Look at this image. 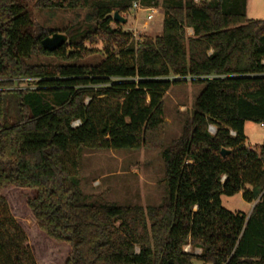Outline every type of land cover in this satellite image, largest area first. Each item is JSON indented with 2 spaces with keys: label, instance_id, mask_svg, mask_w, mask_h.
<instances>
[{
  "label": "trees",
  "instance_id": "1",
  "mask_svg": "<svg viewBox=\"0 0 264 264\" xmlns=\"http://www.w3.org/2000/svg\"><path fill=\"white\" fill-rule=\"evenodd\" d=\"M133 1L0 0V190L34 191L37 227L70 247L63 264H264V142L244 134L245 122L264 124V18L246 17L247 0H161V33L135 42L110 26ZM30 6L83 9L90 24L43 28ZM59 31L66 43L45 51ZM97 38L102 59L79 63ZM38 55L58 62L31 63ZM186 79L202 88L164 148L162 96ZM80 147L161 148L167 196L145 208L86 202ZM237 192L255 202L248 214L221 205ZM26 240L0 193V264H37Z\"/></svg>",
  "mask_w": 264,
  "mask_h": 264
},
{
  "label": "rangeland",
  "instance_id": "2",
  "mask_svg": "<svg viewBox=\"0 0 264 264\" xmlns=\"http://www.w3.org/2000/svg\"><path fill=\"white\" fill-rule=\"evenodd\" d=\"M161 0L156 7H146L141 4L140 10L121 13L126 23H110L112 28H119L129 32L135 42L143 38H154L161 33L163 10ZM154 8L156 13L151 20H146L148 9ZM34 21L43 28L62 29L67 26L83 27L90 24L86 10H61L50 8L29 7ZM246 17L249 19L264 18V0H248ZM63 33L64 32H60ZM192 31L186 28V37ZM66 35V34H65ZM86 48L97 50L78 60L79 63H98L104 56V49L108 43L97 38L92 43L86 42ZM186 45V43H185ZM57 59L51 56L38 55L31 58L33 64H55ZM30 81H21L18 88L32 86ZM202 88L198 82L186 81L174 83L163 94V147L170 146L181 134L184 121L191 114L194 100ZM120 99L116 96L109 102L116 103ZM209 131L214 132L211 126ZM246 144L255 148L264 142V124L247 121L244 124ZM79 169L77 177L80 189L86 195V202L91 204L116 203L118 205L146 206L159 205L167 196L164 180V166L161 148L139 149H102L80 147L76 150ZM7 200L10 211L26 235L29 247L37 264H63L70 247L64 242H56L49 238L36 225L34 217L27 206V199L34 195L31 189L5 185L0 190ZM221 205L230 210L248 214L255 202L243 199L242 193L232 196L221 195ZM184 250L190 251L189 244ZM195 249L194 253H199ZM194 264H201L195 262Z\"/></svg>",
  "mask_w": 264,
  "mask_h": 264
},
{
  "label": "water",
  "instance_id": "3",
  "mask_svg": "<svg viewBox=\"0 0 264 264\" xmlns=\"http://www.w3.org/2000/svg\"><path fill=\"white\" fill-rule=\"evenodd\" d=\"M113 20L121 24L126 23V18L122 17L117 11L113 13ZM67 41V36L63 33L55 32L41 40V46L45 51L52 52L61 47ZM227 150L222 149L221 154L225 155ZM253 207V206H252Z\"/></svg>",
  "mask_w": 264,
  "mask_h": 264
},
{
  "label": "built area",
  "instance_id": "4",
  "mask_svg": "<svg viewBox=\"0 0 264 264\" xmlns=\"http://www.w3.org/2000/svg\"><path fill=\"white\" fill-rule=\"evenodd\" d=\"M204 1H206V0H192V2L196 5H199V4L203 3ZM141 8L142 7H141L140 0H135V1H133L130 9L136 11V10H140ZM148 11H149V13L146 15L147 21L151 20L153 17V14L156 13V10L154 8H149ZM76 123H78V121L74 122V124H76ZM210 127H209V129H210ZM231 134H233V132H231ZM185 251H187V250H185Z\"/></svg>",
  "mask_w": 264,
  "mask_h": 264
},
{
  "label": "crops",
  "instance_id": "5",
  "mask_svg": "<svg viewBox=\"0 0 264 264\" xmlns=\"http://www.w3.org/2000/svg\"><path fill=\"white\" fill-rule=\"evenodd\" d=\"M247 6H248V0H247ZM247 6H246V10H247Z\"/></svg>",
  "mask_w": 264,
  "mask_h": 264
}]
</instances>
